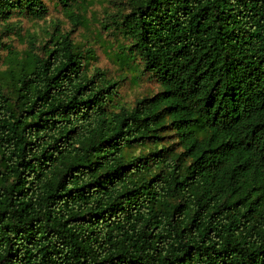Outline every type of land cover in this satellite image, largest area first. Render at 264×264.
Listing matches in <instances>:
<instances>
[{
	"label": "trees",
	"instance_id": "16d2710c",
	"mask_svg": "<svg viewBox=\"0 0 264 264\" xmlns=\"http://www.w3.org/2000/svg\"><path fill=\"white\" fill-rule=\"evenodd\" d=\"M48 12L0 0V25ZM102 26L159 91L119 102L58 24L0 40V264H264V0H131Z\"/></svg>",
	"mask_w": 264,
	"mask_h": 264
},
{
	"label": "rangeland",
	"instance_id": "374dc122",
	"mask_svg": "<svg viewBox=\"0 0 264 264\" xmlns=\"http://www.w3.org/2000/svg\"><path fill=\"white\" fill-rule=\"evenodd\" d=\"M131 0H74V13H82L86 17V24H79L68 16L61 2L57 0H46L49 12L43 19H30L15 16L12 20L16 24L14 31L6 33L5 27L0 25V40L12 43L14 49L22 52L26 49L30 40L41 48L42 44L49 38V31L54 30L58 24L63 30L69 31L75 42L81 46L92 48L97 58L93 65H98L109 70L113 76H124L120 80L119 91L116 95L119 102L126 105L135 104L139 97L154 94L161 89L160 83L143 72V67L137 65V61L124 63L121 61L120 38L110 29L102 26L108 12L128 11ZM22 35H18L17 32ZM0 52L4 55L7 48L0 45ZM3 66V60L0 61ZM167 142L179 147L177 136L173 130H168ZM141 148L132 149L133 154H139Z\"/></svg>",
	"mask_w": 264,
	"mask_h": 264
}]
</instances>
